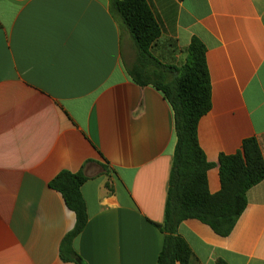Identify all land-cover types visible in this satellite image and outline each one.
Returning <instances> with one entry per match:
<instances>
[{"label": "crops", "instance_id": "obj_1", "mask_svg": "<svg viewBox=\"0 0 264 264\" xmlns=\"http://www.w3.org/2000/svg\"><path fill=\"white\" fill-rule=\"evenodd\" d=\"M161 27L151 48L181 67L205 45L212 108L199 123L211 194L218 161L255 138L264 157V0H147ZM128 32L109 0H0V264H157L176 148L164 95L139 86ZM83 173L89 220L65 262L76 215L50 187ZM231 234L196 219L179 234L189 264H264V180Z\"/></svg>", "mask_w": 264, "mask_h": 264}, {"label": "trees", "instance_id": "obj_2", "mask_svg": "<svg viewBox=\"0 0 264 264\" xmlns=\"http://www.w3.org/2000/svg\"><path fill=\"white\" fill-rule=\"evenodd\" d=\"M109 1L113 16L121 29L130 34L135 46V63L127 69L130 77L139 86H152L160 91L174 113L177 142L164 221L156 224L165 235L157 264H189L192 250L179 234L180 225L196 219L217 235L229 236L247 207L248 191L264 180V157L255 138L245 139L236 154L221 155L218 161L221 190L210 193L208 172L214 165L199 142V123L212 108L205 45L194 38L183 66L165 65L151 52L162 31L148 1ZM86 181L82 172L63 171L50 182V187L62 194L67 208L76 215L75 227L60 248L65 262L81 263L73 244L89 220L82 193Z\"/></svg>", "mask_w": 264, "mask_h": 264}]
</instances>
